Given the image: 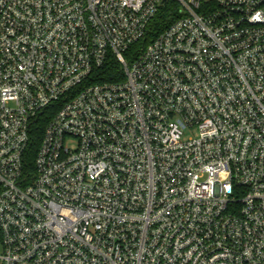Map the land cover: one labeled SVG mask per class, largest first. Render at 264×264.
Wrapping results in <instances>:
<instances>
[{
    "label": "built area",
    "instance_id": "obj_1",
    "mask_svg": "<svg viewBox=\"0 0 264 264\" xmlns=\"http://www.w3.org/2000/svg\"><path fill=\"white\" fill-rule=\"evenodd\" d=\"M0 245L264 264V0H0Z\"/></svg>",
    "mask_w": 264,
    "mask_h": 264
},
{
    "label": "trees",
    "instance_id": "obj_2",
    "mask_svg": "<svg viewBox=\"0 0 264 264\" xmlns=\"http://www.w3.org/2000/svg\"><path fill=\"white\" fill-rule=\"evenodd\" d=\"M173 16V9L171 7H167L165 8V10L163 11L162 15H160V17L158 18V20L156 21V23L154 24V29H157V31H160L162 29H164L165 27H167L168 24L171 23V21ZM119 74V66L117 65V63L115 62H111L110 64L105 65L103 70H100L99 73V77L103 78L104 80L110 81L115 75ZM44 124L41 122L39 124V129L35 130V139H33V143L31 146V153L33 155V152L35 151L37 145H38V139L39 136H41V132L43 129ZM38 135V138L36 137Z\"/></svg>",
    "mask_w": 264,
    "mask_h": 264
},
{
    "label": "rangeland",
    "instance_id": "obj_3",
    "mask_svg": "<svg viewBox=\"0 0 264 264\" xmlns=\"http://www.w3.org/2000/svg\"><path fill=\"white\" fill-rule=\"evenodd\" d=\"M2 254V248H1V245H0V255Z\"/></svg>",
    "mask_w": 264,
    "mask_h": 264
}]
</instances>
